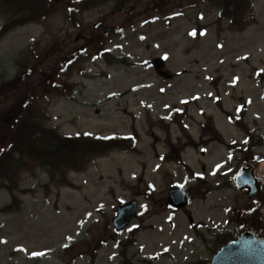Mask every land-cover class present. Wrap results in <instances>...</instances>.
<instances>
[{"label": "rangeland", "instance_id": "1", "mask_svg": "<svg viewBox=\"0 0 264 264\" xmlns=\"http://www.w3.org/2000/svg\"><path fill=\"white\" fill-rule=\"evenodd\" d=\"M50 2L48 19L0 37V99L7 101L2 113L16 111L26 94L28 86L15 80L29 61L32 80L46 85L52 77L62 90L45 105L46 124L63 135H130L134 147L124 140L122 148L70 171L69 187L50 181L38 166L19 176V191L0 187V264H207L218 244L199 224L234 232V217L248 201L231 183L244 157L229 159L227 147L248 134L251 152L262 159L251 163L262 183L257 197L264 217V79L255 76L264 68V0H253L254 21L241 29L220 22L209 0L110 1L85 10L77 26L67 20L68 0ZM16 4L0 3V28L3 11L12 13ZM130 5L135 7L126 12ZM193 28L196 36L189 35ZM97 43L116 60L91 58ZM82 47L92 48L89 56L77 54ZM27 50L41 55L24 60ZM156 57L167 77L154 69ZM236 76L237 83H230ZM243 103L245 117L234 125L226 114ZM194 173H203V186L212 190L172 210L170 187L184 184L189 194L201 195ZM130 200L137 203V217L117 233L111 218L117 205ZM134 225V241L126 245Z\"/></svg>", "mask_w": 264, "mask_h": 264}, {"label": "trees", "instance_id": "2", "mask_svg": "<svg viewBox=\"0 0 264 264\" xmlns=\"http://www.w3.org/2000/svg\"><path fill=\"white\" fill-rule=\"evenodd\" d=\"M13 1H18V4L10 14L12 17L18 16L14 21L17 25L43 22L51 13L50 0H0V3ZM103 1L105 0H79L73 2L69 7L82 12ZM209 1L219 7V18H227L231 26L246 24L245 16L251 10L252 0ZM13 26L14 24H8L3 27L0 30V36ZM86 55L89 56L87 52ZM32 74L30 65L25 64L22 73L16 77L15 82L22 81L21 85L28 86L26 94L18 99V109L8 111L7 115H4L0 109V118L2 117V123L0 122V150H2L0 151V187L11 193L17 187L21 173L29 170L35 164L44 167L50 179L58 185H69V181L65 177L66 171L82 170L95 157L106 154L115 148H122L125 140L120 137L92 138L87 135L75 137L61 135L56 127L46 124L50 117L45 111V105L52 93L58 94L60 91L62 93V90L59 87L54 88L55 83L54 79H51L52 77L46 80V85H42L38 79L32 80ZM18 85L19 82L12 85L11 88ZM1 86L2 84H0ZM11 95H15V93H11L9 97H12ZM6 103L7 101L2 97L0 107L2 108ZM2 127L3 130H1ZM200 192L203 195L206 190ZM252 201H248L244 208L237 213V230L250 229L262 234L263 223L260 205L257 201ZM133 231L124 241L126 245L133 242L135 235V232L132 233ZM214 237L216 243L220 245L227 241L231 235L229 233H214ZM196 264H204V261H199Z\"/></svg>", "mask_w": 264, "mask_h": 264}, {"label": "water", "instance_id": "3", "mask_svg": "<svg viewBox=\"0 0 264 264\" xmlns=\"http://www.w3.org/2000/svg\"><path fill=\"white\" fill-rule=\"evenodd\" d=\"M162 65L160 60H155V67ZM248 179V183H244ZM238 188L246 187L247 196L258 193L257 182L252 176L249 168H242L234 177ZM180 193L179 197L177 194ZM169 203L177 208L187 204L185 191L179 188L170 189L168 192ZM136 204L129 203L119 205L116 209V216L112 218V223L117 231L123 229L132 218L136 216ZM209 264H264V238L258 237L252 231L238 233L235 238L221 246L213 255Z\"/></svg>", "mask_w": 264, "mask_h": 264}, {"label": "snow or ice", "instance_id": "4", "mask_svg": "<svg viewBox=\"0 0 264 264\" xmlns=\"http://www.w3.org/2000/svg\"><path fill=\"white\" fill-rule=\"evenodd\" d=\"M74 10H75V9H73V8H71V7H69V9H68L69 12H72V11H74ZM201 19H203V14H202V13H201ZM206 32H207V30L205 29V30H204L203 32H201L200 34H201V35H204V34H206ZM189 35L196 36V35H197V29L193 28V29L190 31ZM141 39H143V37H141ZM144 63L147 64V61H145ZM261 73H264V68L259 69V71L257 72V75H260ZM238 80H239V77H238V76L233 77V78L231 79L230 83H232V84H236ZM207 94L210 95V96L213 95V93H211V92H209V93H207ZM194 98H198V97H194ZM216 98L218 99L219 97H216ZM248 103H251V99L248 100ZM243 107H244L243 105H240V106L238 107L237 111L242 110ZM177 111H182V109H177ZM257 115H258V114H257ZM228 119H229V120H232L233 118H232L231 116H229ZM187 126H188V125H185V127H187ZM87 134H88V135H91V133H87ZM77 135H79V133H77ZM245 142H246V141H245ZM233 143H235V141H233ZM0 151H2V150H0ZM231 158H232V155H231V153H230V154H229V159H231ZM161 159H163V157H161ZM221 166H222V165H217V168H220ZM157 167H159V165H157ZM229 171H231V169H229ZM196 175H203V173H197ZM248 182H249L248 179H244V183H248ZM153 187H154V186H153ZM179 188L183 189V188H184V184H180V185H179ZM179 195H181V194L178 193L177 196L179 197ZM101 207H103V205H101ZM143 207H145V209H146V208H147V205H144ZM253 210H254V209H253ZM225 211H229V209H225ZM88 215H91V213H89ZM169 218L171 219V217H169ZM81 223H83V221H81ZM133 227H136V226L134 225ZM67 239H68L69 241H71L72 239H74V237L69 236V237H67ZM20 247H21L22 250L27 251V249H24L22 245H21ZM64 247H68V245L65 244ZM30 255L33 256V257L43 256V255H45V252H32V253H30ZM114 255H115V253H113V256H114Z\"/></svg>", "mask_w": 264, "mask_h": 264}]
</instances>
